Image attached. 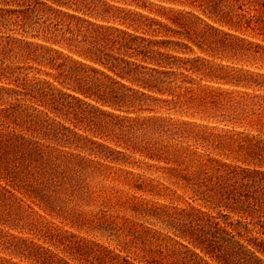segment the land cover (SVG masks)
I'll list each match as a JSON object with an SVG mask.
<instances>
[{"label": "trees", "instance_id": "trees-1", "mask_svg": "<svg viewBox=\"0 0 264 264\" xmlns=\"http://www.w3.org/2000/svg\"><path fill=\"white\" fill-rule=\"evenodd\" d=\"M111 1L0 0L2 25L19 26L27 34L36 31L35 25H39V22L35 19L40 20L48 14L45 21L53 20L56 23L53 27L49 25L45 33L53 35L55 39L62 33V38L54 40L53 44L66 45L70 53L79 57L75 59L62 50L37 41L13 39L9 43L11 38L8 37L3 45V38L0 37V55L9 46V52L16 49L26 59L45 63L57 72L55 81L68 87L69 91L58 89L54 83L44 80L28 85L25 96L53 111L75 116L76 119L80 117V123L88 118L87 127L90 130L101 131V126L95 123L105 122L97 120L96 115H101L115 120L113 131L119 135L141 130L145 136H191L195 134L194 131L167 127L165 120L141 121L130 117L136 111H154V107H159L157 105L160 103L172 102L175 106L185 104L180 99L182 94H177V91L192 83L187 73H200L202 70L197 64L207 61L201 57L189 58L188 55L193 52L190 44L203 53L264 65V0ZM118 3L131 8L119 7ZM64 20L76 21L75 33L59 29ZM66 33L73 36L63 38ZM43 50L52 55L48 58L41 56L39 51ZM4 61L5 58L0 63ZM8 73L14 75L10 67L0 68V75L6 76ZM231 73L225 78L226 83L244 88V94L251 98L249 104L246 108H240V103L235 102L229 93L218 97H222L221 101L227 99V102H232L228 105L247 113L259 126L261 133L257 136L247 134L245 138L234 139L239 144L238 150L245 155V162L254 167L233 166L208 157L200 166L195 162L193 166L183 168L179 151L168 152L167 145L162 141L148 137L141 143L136 142V147L151 159L175 163L179 168L167 167L163 171L173 174L177 184L183 183V189L190 191L187 193L208 209L170 208L158 203L153 208H147L148 204L145 203L129 205L131 211H140V215L154 218L155 223L160 225L161 230L152 228L155 226L152 223H147L151 225L149 227L140 224L137 226L141 229H130L135 241L156 245L155 251H150L152 256L151 260H146L147 264H264V72L238 69ZM184 91L191 100L194 99L191 89ZM167 96L172 100H168ZM208 97L206 95L203 99ZM216 100L220 98L216 97ZM212 103L218 104L215 100ZM147 106L149 108L144 109ZM247 108L249 111H246ZM28 110L18 105L10 109V121L25 128L26 134L0 135V151L5 149L17 161L15 172L7 169V165H1L0 171L6 172L7 177L14 180L18 172L26 171L36 185L30 186L32 193L44 203L46 210L56 212L59 205L54 194H49V187L55 185L67 166L60 155L55 156L48 147L37 142L33 134L43 133L45 137L50 136L55 140L60 136L70 139L73 135L79 142L84 138L64 123L48 118L47 113H39L43 116L29 113ZM116 112L126 115L120 118ZM182 126H189V123H182ZM28 133H31L29 138L25 136ZM196 136L198 140L204 139L199 134ZM216 138L209 135L206 140L220 148L227 139H231L226 136L219 137L220 140ZM85 139L103 151L108 150L109 156L106 158L118 155V161L119 154L122 155L94 140ZM117 139L122 141L120 137ZM147 186L141 183L136 187L140 190ZM5 197L0 190V201ZM221 208L240 215L245 222L231 221L221 211L217 215L210 212ZM10 246L22 255L28 253L36 264H133L127 257L113 255L106 248V254L100 250L96 253L76 241H71L67 246L73 262L50 249L28 244L24 240ZM90 257L95 261L89 260Z\"/></svg>", "mask_w": 264, "mask_h": 264}, {"label": "rangeland", "instance_id": "rangeland-1", "mask_svg": "<svg viewBox=\"0 0 264 264\" xmlns=\"http://www.w3.org/2000/svg\"><path fill=\"white\" fill-rule=\"evenodd\" d=\"M148 1L158 3L156 0ZM111 3L115 4L113 1ZM118 5L123 8H131L122 3H118ZM48 17L47 14L40 20L35 19L39 22V25H35L36 31L27 34L19 26L0 23V37L3 38V45L7 42L8 37L11 38L9 43L13 39L37 41L79 59L77 55L67 50L66 45L53 44L54 40L62 38V33H59L57 39L52 37L53 35L45 33L49 25L53 27L56 23L53 20L45 21ZM10 20L14 22L13 19ZM59 29H62V32L69 30L75 33L76 21L64 20ZM39 32L40 34H38ZM72 36L73 34L66 33L63 38ZM170 39L177 40V38ZM190 46L193 52L188 55L189 58L201 57L207 61L197 64L202 70L200 73L188 72V79L191 78L192 83H187L181 91H177V94H182L180 99L185 101V104L175 106L172 102L170 104L160 103L157 105L159 107H154V111L143 110L130 114V117L141 121L144 119L165 120L167 127L179 130L188 129L195 133L191 136L168 135L173 138H168L164 134L145 136V132L141 130H133L126 135H119L113 131L115 127L112 125L115 120L101 115H96L97 120L105 122L95 121L101 126V131L90 130L87 127L88 118L80 123L82 120L80 117L76 119L75 116L64 115L59 111L41 106L30 96L24 95L25 89L29 88L28 85L45 80L54 83L58 89L65 92H69L68 87L55 81L54 77L57 72L46 66L45 63L26 59L16 49L9 52L10 47H7L0 55V60L5 58L3 64L1 61L0 68L10 67L14 75L9 73L6 76L0 75V135L26 134L25 128L18 127L10 121V109L18 105L22 109H29V113L37 115L41 112L47 113L48 118L64 123L65 126L79 133L84 140L79 142L73 135L70 136V139L60 136V139L55 140L50 136L45 137L43 133L33 134L37 137L35 139L37 142L44 145L45 148L48 147L55 156L60 155L61 161H64L67 166L65 173L56 179L55 185L49 187V194H54L59 205L56 212L46 210L44 203L32 193L30 186L35 187L36 185L26 171L18 172L16 180L7 177L9 175L6 172L0 171V190L6 195L4 200L0 201V262L36 264L32 258L28 257V253L22 255L10 246L18 240H24L28 244H36L50 249L58 256L72 262L73 257L69 255L68 252L71 251L67 246L71 241H76L86 245L88 249H93L96 253L100 250L99 252L106 254V250H108L113 255L120 254L127 257L133 264H147L146 260H151L152 256L150 251L154 252L156 245L149 242L144 244L140 240L135 241L130 229L133 227L141 229L137 226L140 224L149 227L151 226L149 224L152 223L155 224L152 228L161 230L160 225L155 223L154 218L140 215V211L136 213L131 211L129 205H144L142 203H145L148 204L147 208H153L158 203L170 208L208 209L196 197L187 193L190 191L183 189V183L177 184L178 181L173 174L163 171V168L167 167L179 168L175 163L164 159H151L141 148L136 147V142L141 143V140L145 138L150 137V139L162 141L164 145H167L168 152L172 153L178 150V155L181 156L179 161L184 163L183 168L193 166L195 162L200 166L208 157L233 166L254 167L245 162V155L238 150L239 144L234 142V139L245 138L244 136L247 134L257 136L261 133L259 126L252 121L253 119L247 113L232 108L228 105L232 102H227V99L221 101L222 97H218V95H228L226 93H229L235 102L240 103V108H246L251 98L244 94L245 89L227 84L225 78L232 74V70L237 71L238 69L264 72V65L260 62L244 63L235 58L223 57L220 54L203 53L197 46L192 44ZM39 52L45 58L52 55L46 54V50ZM208 73L210 75L206 76ZM184 89L192 90L193 100ZM206 95L209 97L204 100ZM216 97L220 100H216ZM167 98L172 100V97L167 96ZM214 100L218 104L212 103ZM32 107L37 110L34 111ZM146 108L149 106L144 107V109ZM246 111H249V108ZM116 114L120 115V118L126 115L122 112H116ZM39 115L44 116V114ZM182 123H189V126H182ZM103 127H106L105 130L102 129ZM239 133H243V135ZM196 134L204 139L198 140ZM30 135L31 133H28L25 136L29 138ZM209 135L217 137L218 140L222 136L231 139H227L226 143L218 148L206 140ZM117 137H120L122 141ZM85 138L94 140L111 151L121 152L122 155L119 154L118 161H116L118 155L106 158L109 156L107 155L109 154L108 150L103 151L101 148H97ZM171 158L173 157L171 156ZM4 160L5 162H3ZM1 165H7V169L15 172L14 167L17 165V161L12 154L2 149L0 151ZM141 183L153 186L139 190L136 186ZM6 198L9 199L6 200ZM219 211L222 214H227L231 221L245 222V219L240 215L234 214L226 208L210 210L214 215H217ZM89 260L95 261L91 257Z\"/></svg>", "mask_w": 264, "mask_h": 264}]
</instances>
